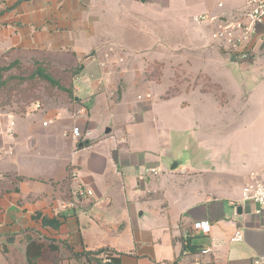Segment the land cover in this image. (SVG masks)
I'll return each mask as SVG.
<instances>
[{"label":"crops","instance_id":"obj_1","mask_svg":"<svg viewBox=\"0 0 264 264\" xmlns=\"http://www.w3.org/2000/svg\"><path fill=\"white\" fill-rule=\"evenodd\" d=\"M239 1H218L189 19L194 34L185 36L183 56L200 59L203 82L183 96L196 94L197 106L176 101L181 94L167 96L159 85L160 50L145 66L146 49L162 40L153 38L150 26L161 22L149 16L144 0H0V23L7 25L0 50L43 53L47 59L34 64L64 74L82 66L64 80L74 92L68 103L40 105L23 115L0 112V264H28L30 241L42 245L41 264H212L211 254L200 253L211 245H217L224 264H253L264 255V211L255 215L257 206L240 203L243 187L252 174H263L264 163L238 175L222 172L216 159L204 164L200 155L190 165H171L172 136L199 132L198 144L206 139L201 149L208 155L218 149L208 145V133L225 134L228 102L209 75L211 67L219 71L231 63L240 74L255 72L251 62H238L215 47L209 25L192 21L206 12L230 15L242 8ZM172 30L167 53L176 59ZM257 45L254 36L250 46ZM84 57L86 64L77 68L50 61L62 58L68 64ZM146 81L162 89L153 90ZM149 90L150 99L139 98ZM10 122L12 135L6 132ZM74 127L89 136L74 141ZM71 172L84 187L83 197L73 195ZM200 221L209 223V234L191 229ZM238 229L242 241L228 243ZM100 250L117 262L90 254Z\"/></svg>","mask_w":264,"mask_h":264},{"label":"rangeland","instance_id":"obj_2","mask_svg":"<svg viewBox=\"0 0 264 264\" xmlns=\"http://www.w3.org/2000/svg\"><path fill=\"white\" fill-rule=\"evenodd\" d=\"M144 1L149 5L146 8L149 9V16L154 21L161 22L160 25L154 27L150 26L151 32H153V38L156 42L159 39L162 40L161 44L154 42V48L149 47V49H146L145 66L155 59L156 61H159L156 66L159 72L162 73L159 85L166 87L164 89L165 94H167V96L169 94H181V96L177 97L176 101L190 100L193 101V105H197L199 98L196 94L185 97L183 96L184 92H187V94L192 91L197 92L198 90H196V87L199 88L200 84L203 82L202 74L197 71L200 59L189 57V55L183 56L184 52H186L185 50H187L185 48V36L188 34H194L192 33V29H190L189 19L193 14L202 11L204 8L214 6L218 1H223L228 5H233L235 3L239 4L240 1ZM157 3L160 4L161 9H157ZM1 7L3 6L0 5V9ZM6 28L7 25L0 23V35L5 32ZM169 28L176 32V59L168 58V39L171 31H169ZM214 43L217 44L215 45L216 48L222 49L227 56H230V54L227 53L219 43L215 41ZM188 49L191 50V47H188ZM156 51H159L161 54L154 59L151 56L152 54H155L154 52ZM258 53L261 54L262 51L260 50ZM43 57V53L19 51L8 52L0 50V67L8 65L14 60H19L23 66L29 67L30 64H34L36 61L39 62L47 59ZM88 59L89 57H84L80 58L79 61L75 60L73 63L68 64L63 62L62 58L59 60L55 58L50 61L54 60V62L60 64L61 67L64 65L70 68H77L80 65H84V63L86 64ZM169 59L171 60L169 61ZM94 60L97 59L95 58ZM238 62L240 61L238 60ZM251 63V67L255 68L254 73L240 74L236 66L231 63H226L227 67L220 69L219 71H216L211 67L212 69H210L209 75H211L214 82L219 83L223 87L222 93L226 95V100L228 102L223 108V113L224 109L227 113L225 114L223 122L225 134L217 138L214 131L208 133V145H218V149L214 151V149L211 148L212 151L210 150L208 155H205V150L202 152V149L206 147V139L201 141V146L198 144L199 141L196 136H199V139L202 138L199 135V132L195 131L194 133L191 129L186 138H178V135L174 136V138L172 136L174 160L172 161L168 158L169 162L172 161L171 165L174 163H179L180 167H184L187 164L190 165L191 159L200 155L204 159V164L208 163L206 162L207 160L211 163L216 159L217 161L215 162L222 164V169H225L222 170V172L227 171L231 174L238 175L249 171L258 164L264 163V63L259 59H256L255 62ZM152 70L155 71L153 68ZM8 76V73L4 74L5 81H3V85L1 84L2 86L0 87V103L2 104H0V112H12L18 115H23L27 112L28 107L34 103H40V105H53L60 102L62 103L63 101L68 103L69 98H73L74 96L72 87L64 81V78H62V80L64 79L61 85L63 87L62 89H57L56 86H52V89L50 83L36 77H27V73L22 79L18 78V76H13L9 79L7 78ZM147 83H149V81H146V85L151 86L152 89L154 88L153 90L162 89L155 86L154 83ZM173 85H175V91L172 90ZM151 90H149V94L144 97L139 95V98L150 99L152 97ZM208 105L211 107L212 103L209 101ZM234 109L235 113H238V111L239 113H233ZM209 110L211 111V114H214V110ZM231 114H235V116ZM212 117L214 118L216 116ZM192 138H194L197 143H192ZM166 170L168 171V169Z\"/></svg>","mask_w":264,"mask_h":264},{"label":"built area","instance_id":"obj_3","mask_svg":"<svg viewBox=\"0 0 264 264\" xmlns=\"http://www.w3.org/2000/svg\"><path fill=\"white\" fill-rule=\"evenodd\" d=\"M243 7L241 10L227 16H218L210 13H201L195 15L192 21L197 24H206L211 27V39L220 44L223 49L233 55L240 62H255L256 59L262 60L264 63V30L261 33L257 32L258 27H264V0H241ZM222 8V4H218ZM257 36L258 45L255 48L250 46L251 42ZM262 53H258V51ZM40 108V104L34 103L27 109V114L32 113ZM80 112H83L80 111ZM14 122H10V126L6 130L8 135H12ZM71 138L76 142H83L89 132H83L80 128L74 127L70 132ZM150 174L157 175V169H148ZM70 179L75 182L72 188L73 195L77 198L85 195V190L78 183V175L75 172L70 173ZM241 204H253L257 206L254 210L255 215H261L264 211V171L261 176L252 174L250 182L247 183L240 197ZM238 203H231L232 206H237ZM192 230L199 231L207 235L210 232V225L207 221L193 223ZM183 242L187 249V232H184ZM243 236L241 230H236L228 243H237L242 241ZM217 245H211L206 249L201 250V254H211L212 264H224L221 257L215 252ZM253 264H264V255L257 256L253 259Z\"/></svg>","mask_w":264,"mask_h":264},{"label":"trees","instance_id":"obj_4","mask_svg":"<svg viewBox=\"0 0 264 264\" xmlns=\"http://www.w3.org/2000/svg\"><path fill=\"white\" fill-rule=\"evenodd\" d=\"M81 69H82V66H80L72 74H64V73L58 72L56 70L49 71L48 68H46L40 64H30L28 67V66H23L18 61H15V62L9 63L8 65L0 67V87L3 85L2 84L3 81H5V79H4L5 73H8L9 76L7 78H9V79H10V77H13V76H18V78L22 79L23 76L27 73V75H28L27 77H36V78L42 79L45 82L50 83L51 84L50 86L52 89H53L52 86H56L57 89H62L63 87L61 85L63 83V80L67 76L70 77V76H73L75 74H78L81 71ZM62 78H64V79L62 80ZM4 105H5V103H4ZM42 254H43V251H42V245L41 244H38L35 241H30L27 244V246H26V258H27L28 264H41L40 257L42 256ZM90 254L91 255L104 254L109 263L117 262V260H115L111 256V254L109 252H106V251L100 250V251H95V252L90 253ZM90 254L88 253V255H90Z\"/></svg>","mask_w":264,"mask_h":264},{"label":"water","instance_id":"obj_5","mask_svg":"<svg viewBox=\"0 0 264 264\" xmlns=\"http://www.w3.org/2000/svg\"><path fill=\"white\" fill-rule=\"evenodd\" d=\"M236 213H237V214H240V213H241V207H237V209H236Z\"/></svg>","mask_w":264,"mask_h":264}]
</instances>
